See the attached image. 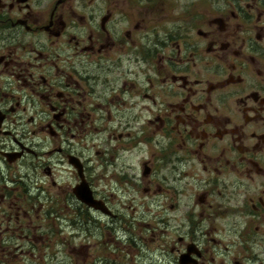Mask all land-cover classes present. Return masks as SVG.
<instances>
[{"label":"flooded vegetation","instance_id":"flooded-vegetation-1","mask_svg":"<svg viewBox=\"0 0 264 264\" xmlns=\"http://www.w3.org/2000/svg\"><path fill=\"white\" fill-rule=\"evenodd\" d=\"M116 227L264 264V0H0V264Z\"/></svg>","mask_w":264,"mask_h":264},{"label":"rangeland","instance_id":"rangeland-1","mask_svg":"<svg viewBox=\"0 0 264 264\" xmlns=\"http://www.w3.org/2000/svg\"><path fill=\"white\" fill-rule=\"evenodd\" d=\"M127 220H132L131 219V215L126 216ZM130 228V227H129ZM144 229V234L143 236H146V238L148 239V243H140V248L143 251H147L148 252V256L145 257L143 255V252L141 253V256L143 255V257L145 259H142L140 262L141 264H151V255L149 254L152 251H154L157 247V243L160 244L158 241L156 242H152L150 241V237L151 234L150 232L146 231L144 227H142ZM51 229V228H50ZM136 230H139V227H136ZM116 231L117 234L113 233L112 234H108L109 230L102 232L100 234L101 237H99L98 239H103L104 240V245L100 244V241L98 243V245H95L94 250L93 249H89V252H91V254L95 253V259L92 258V255L88 254V248H83L81 250V252L79 253H62L61 255H56L58 257H55V259L52 260V255L54 256V254H52L53 252L56 254H59L62 250H64V248L62 246L59 245H55L52 246L51 248H48V254H47V264H127L129 263L128 261L130 259H132L134 253L129 252L128 249L125 248V246L122 243H125L122 239H127V234L122 233L123 232V227H116ZM79 243V241H78ZM75 244L72 242V246H74ZM143 246V247H142ZM76 248H78V246H76ZM66 249L69 250V247L66 246ZM156 253V251H155ZM137 254H135L134 256H136ZM98 257H100V259H98ZM85 259V261H84ZM61 261V262H60ZM162 264V263H159Z\"/></svg>","mask_w":264,"mask_h":264},{"label":"water","instance_id":"water-1","mask_svg":"<svg viewBox=\"0 0 264 264\" xmlns=\"http://www.w3.org/2000/svg\"><path fill=\"white\" fill-rule=\"evenodd\" d=\"M80 198H81V200L83 202H85V203H87L89 205H93L96 208L103 210L102 207H101V205H100V203L97 200H94V198L92 197V195L86 194V196L85 195L82 196V197L80 196Z\"/></svg>","mask_w":264,"mask_h":264}]
</instances>
